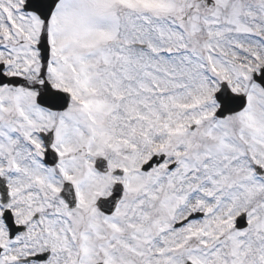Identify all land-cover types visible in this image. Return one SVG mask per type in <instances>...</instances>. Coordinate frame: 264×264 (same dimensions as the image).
<instances>
[{
    "label": "snow or ice",
    "instance_id": "obj_1",
    "mask_svg": "<svg viewBox=\"0 0 264 264\" xmlns=\"http://www.w3.org/2000/svg\"><path fill=\"white\" fill-rule=\"evenodd\" d=\"M0 264H264V0H0Z\"/></svg>",
    "mask_w": 264,
    "mask_h": 264
}]
</instances>
